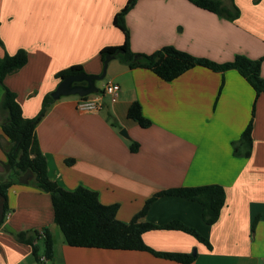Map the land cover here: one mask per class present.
<instances>
[{"label": "crops", "instance_id": "crops-1", "mask_svg": "<svg viewBox=\"0 0 264 264\" xmlns=\"http://www.w3.org/2000/svg\"><path fill=\"white\" fill-rule=\"evenodd\" d=\"M126 1L0 0V57L19 49L27 53L26 63L3 79L24 117L34 116L56 87L57 71L79 64L86 73H101L99 50L123 43L113 17ZM221 2L234 3L239 16L229 20L189 0H137L124 17L131 50L151 53L172 45L217 63L263 57L264 78V0ZM109 83L119 84L114 96L103 91ZM96 85L98 91L85 97L98 100L97 110L78 111L80 96H61L38 121L35 134L49 179L66 190L94 191L102 204L117 206L116 218L123 222L159 191L219 184L225 202L210 225L198 201L174 195L155 196L137 218L155 224L179 220L206 237L210 247L179 229L147 230L143 242L158 251L193 253L188 264H264V93L255 95L236 69L191 65L166 81L150 68H130L117 58L107 62ZM134 101L149 126L128 118ZM4 116L0 113V123ZM249 120L252 147L244 157L238 139ZM0 144L9 145L1 124ZM5 159L0 147V165ZM6 202L10 215L0 223V264H183L144 250L66 244L49 193L29 181L12 182ZM38 228L52 238V256L42 261V239L36 259L29 244L10 234Z\"/></svg>", "mask_w": 264, "mask_h": 264}, {"label": "trees", "instance_id": "trees-1", "mask_svg": "<svg viewBox=\"0 0 264 264\" xmlns=\"http://www.w3.org/2000/svg\"><path fill=\"white\" fill-rule=\"evenodd\" d=\"M136 1L127 0L124 6L114 14L113 23L122 31L123 43L105 46L99 50V58L103 66L107 65L111 58H117L130 68H150L161 79L166 81L174 79L191 65L204 66L213 71L236 69L253 88L255 95L264 93V78L260 75L263 57L248 59L244 56H236L231 61L217 63L207 58L193 56L172 45L162 46L151 53L132 51L129 44V31L125 25L124 17ZM189 1L198 7L207 9L229 20H234L239 16V8L234 3L230 7H226L221 0ZM259 1L253 0L254 3ZM26 61L27 53L24 49H19L13 54L5 52L0 57V85L2 87L0 113L5 114L0 124L2 133L9 142L8 147H3L0 144L6 157L5 161L1 162L3 171L0 173V192L6 197V190L9 185L14 181H18V177L26 170H30L32 172L33 186L49 193L53 207L54 223L60 230L64 242L70 246L144 250L155 256L188 264L194 259L193 253L158 251L146 245L142 239L143 232L147 230L179 229L192 234L207 247H210L206 237L179 220L174 219L164 224H155L138 222L137 218L145 213L150 201L155 196L174 195L198 201L202 207L203 221L205 224L210 225L218 219L225 202V191L219 184L176 187L159 191L144 203L140 211L129 222H123L116 218L117 206L115 204H102L94 191L82 186L73 190H66L55 181L49 179L43 154L35 134V127L55 99L51 97L50 92L45 94L38 112L32 117H24L15 93L3 82L6 74L17 70ZM83 71L81 65L73 64L57 71L55 77L60 81L65 76ZM127 116L141 127H147L151 123L143 115L141 106L136 101L129 105ZM251 130L252 120H249L238 139L239 144L243 148L241 154L244 157H248L251 153ZM131 149H136L134 143L131 144ZM233 152L239 154L236 146H233ZM66 162L70 163L71 159H67ZM6 210L7 202L5 200L4 213ZM10 234L17 241L29 244L31 253L36 259L39 257L37 241L42 239L45 257L50 258L52 256V238L45 228H42V234H39L37 229L10 231Z\"/></svg>", "mask_w": 264, "mask_h": 264}, {"label": "water", "instance_id": "water-1", "mask_svg": "<svg viewBox=\"0 0 264 264\" xmlns=\"http://www.w3.org/2000/svg\"><path fill=\"white\" fill-rule=\"evenodd\" d=\"M106 71V65L102 67V71L99 74H91L83 72H78L71 74L62 78L56 85V87L50 92L53 99H58L61 96L77 95L86 96L91 93L98 91V86L96 81L101 80ZM123 129L121 134H123ZM0 171H3V167L0 165ZM32 178V172L26 170L18 177L20 183L26 184ZM6 197L0 192V221L3 218L4 213V202Z\"/></svg>", "mask_w": 264, "mask_h": 264}, {"label": "built area", "instance_id": "built-area-1", "mask_svg": "<svg viewBox=\"0 0 264 264\" xmlns=\"http://www.w3.org/2000/svg\"><path fill=\"white\" fill-rule=\"evenodd\" d=\"M119 84L118 83H109L107 84L103 91L111 96L116 95V93L119 90ZM100 106V103L98 102L97 99L95 98H91L88 99L85 96H80V98L77 100L75 107L78 111H92V110H97ZM10 215V212H5L3 214V219L7 218ZM39 234H42V228H38L37 229ZM46 257L44 256H40L39 257V261L44 260Z\"/></svg>", "mask_w": 264, "mask_h": 264}, {"label": "rangeland", "instance_id": "rangeland-1", "mask_svg": "<svg viewBox=\"0 0 264 264\" xmlns=\"http://www.w3.org/2000/svg\"><path fill=\"white\" fill-rule=\"evenodd\" d=\"M29 184H30V185H33L32 178H31V180H29Z\"/></svg>", "mask_w": 264, "mask_h": 264}]
</instances>
